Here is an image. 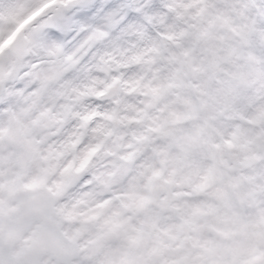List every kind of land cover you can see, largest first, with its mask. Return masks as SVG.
<instances>
[{"label":"clouds","instance_id":"9594fccd","mask_svg":"<svg viewBox=\"0 0 264 264\" xmlns=\"http://www.w3.org/2000/svg\"><path fill=\"white\" fill-rule=\"evenodd\" d=\"M46 4L0 32V264H264V0H164L117 59L135 107L87 122L50 102L84 36Z\"/></svg>","mask_w":264,"mask_h":264},{"label":"rangeland","instance_id":"374dc122","mask_svg":"<svg viewBox=\"0 0 264 264\" xmlns=\"http://www.w3.org/2000/svg\"><path fill=\"white\" fill-rule=\"evenodd\" d=\"M76 0L71 6H64L61 4L59 6L57 15L54 17L55 24L54 27L62 35H71L74 38H79L82 32H87L84 39L76 44V48L79 49L78 59L72 64V69H76V63L85 56L86 52L89 51L87 61L75 71L80 77L78 78L79 83L73 84L71 77L67 78L62 87L55 92L54 96L50 98V102L53 104H58L64 112L71 113L74 117L84 120V117H90L94 115L92 120L96 116H101L103 120L108 121L112 116L113 112L119 105H131L135 107L132 100L120 99L124 96L122 92L121 95L115 99V104H100L99 110L95 107L96 105L92 102V97L97 93L98 89L106 87L110 81L114 80V77H110L108 80L101 77L102 73H105V68L100 69V65L106 56L110 55V52L119 54L121 49L129 48L132 44V40L135 35H141L142 31L132 30L130 27H123L120 31L108 42H104V36L107 34L111 25L119 19V16L123 13V4L132 5L134 10V16L128 21V23H133L135 21H140L145 19L152 21V26H156L157 23V8L156 5L159 2V7L165 8L164 0ZM250 1V0H245ZM256 7L259 6V0H253ZM251 2V1H250ZM251 4L248 6H252ZM29 6L28 8H26ZM22 8L31 10L33 8V0H0V32L4 30H11L17 22V20L22 16L20 12ZM21 10V11H20ZM139 25V24H138ZM156 28V27H155ZM141 30V28H139ZM75 43V40L72 41ZM4 46H0L3 48ZM124 52L122 55H126ZM112 56V55H110ZM108 64V74H112L115 69L119 70L121 65L124 63H117V60H112L109 67V59H106ZM70 67V66H69ZM97 70V74L93 71ZM104 70V71H103ZM132 78L136 79L133 73H129ZM127 75V77L129 76ZM77 80V81H78ZM126 80V79H125ZM66 83L69 85L72 83L71 87H66ZM83 89L84 92H81ZM84 93L85 102L80 103L78 108H73L76 103L75 99L79 98V95ZM85 121V122H87ZM134 122V121H133ZM103 130V125L97 127L96 131L101 132Z\"/></svg>","mask_w":264,"mask_h":264},{"label":"snow or ice","instance_id":"6c2138e0","mask_svg":"<svg viewBox=\"0 0 264 264\" xmlns=\"http://www.w3.org/2000/svg\"><path fill=\"white\" fill-rule=\"evenodd\" d=\"M18 30H19V29H17V31H18ZM15 35H16V32H13V33L9 36V41H10L12 38H14ZM86 35H87V32H82V33H81V36H86ZM5 43H7V42H5ZM0 46H4V45H0ZM57 46H60V42H59V41L57 42ZM89 118H90V117H84V120L87 121Z\"/></svg>","mask_w":264,"mask_h":264}]
</instances>
